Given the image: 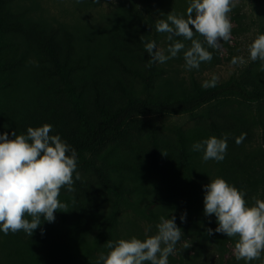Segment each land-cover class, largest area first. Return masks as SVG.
<instances>
[{
	"label": "rangeland",
	"instance_id": "1",
	"mask_svg": "<svg viewBox=\"0 0 264 264\" xmlns=\"http://www.w3.org/2000/svg\"><path fill=\"white\" fill-rule=\"evenodd\" d=\"M191 0H13L10 18L19 17L28 36H4L3 60L19 64L0 72V135L27 134L28 127L51 124L62 140L77 127L70 96L95 124L123 103L142 97L171 100L189 95L195 86L218 77L264 87V62L249 58V46L264 34V0H239L230 13L231 42L208 49L213 58L199 69L184 68L183 51L166 63H149L144 44L164 50L173 41L156 31V21L171 12L186 17ZM195 18V14H193ZM191 27V26H190ZM194 30V29H193ZM203 41V37L196 36ZM186 47L190 41H184ZM48 42L52 47L45 49ZM62 47V48H61ZM207 48V45L205 44ZM233 57L243 63L233 65ZM242 116L249 125L228 135L221 162L202 160L192 145L210 137L224 115ZM264 102L247 105L223 98L205 105L193 117L134 118L124 137L102 145L89 156L110 186L139 212L113 208L114 197L87 168L77 169L74 192L61 189L67 212L54 213L31 237L23 231H0V264H97L107 242L145 239L157 232L160 218L175 217L182 231L169 264H246L236 260L237 238L216 233V217L204 214V186L217 177L247 192L245 199L264 200ZM246 133L242 143L236 138ZM165 154V155H164ZM185 215L182 221L181 216ZM31 219V217H26ZM212 229V234L208 233ZM190 245L184 248L183 245ZM260 260L247 264H262Z\"/></svg>",
	"mask_w": 264,
	"mask_h": 264
},
{
	"label": "clouds",
	"instance_id": "2",
	"mask_svg": "<svg viewBox=\"0 0 264 264\" xmlns=\"http://www.w3.org/2000/svg\"><path fill=\"white\" fill-rule=\"evenodd\" d=\"M239 0H191L186 17L170 13L166 19H158L155 27L158 33H166L173 41L164 50L158 49L155 41L144 44L151 56L149 63H166L183 51L184 68L199 69L201 63L213 58L208 49H219L223 42H231L233 24L230 13ZM195 14V18H193ZM191 26V27H190ZM194 29V30H193ZM203 37V41L194 38ZM184 41H190L186 47ZM207 45V48L205 47ZM249 58L264 62V34L258 35L249 46ZM233 65L243 63L241 57H233ZM264 70V66H262ZM218 77L202 82L205 89L215 87ZM51 124L28 127L27 134L12 132L0 135V231L5 235L23 231L32 236L44 221L54 222L57 211L67 212V204L59 199L61 189L74 192L75 180H80L77 171L78 154L59 135H51ZM246 138L242 133L236 138L240 144ZM228 134L223 138L215 136L194 143L192 150L203 152L202 160L207 162L224 160L227 152ZM165 155V154H164ZM204 214L216 217V233L228 238H237L234 247L236 260L247 262L260 260L264 254V200L253 197L254 204L245 199L247 192L229 184L223 178L212 179L204 186ZM181 216V220L185 219ZM26 217H31L27 219ZM157 232L141 240L136 237L120 239L115 244L107 242L110 250L101 253L97 264H169V256L175 252L181 240L182 231L171 219L160 218ZM212 229L208 233L212 234ZM190 245L185 243L184 248ZM264 264V261H262Z\"/></svg>",
	"mask_w": 264,
	"mask_h": 264
},
{
	"label": "trees",
	"instance_id": "3",
	"mask_svg": "<svg viewBox=\"0 0 264 264\" xmlns=\"http://www.w3.org/2000/svg\"><path fill=\"white\" fill-rule=\"evenodd\" d=\"M12 4L13 0H0V72L19 65L16 62L3 60V52L8 49L4 36L10 33L29 35V31L21 26L20 16L10 18ZM45 43L47 44H42V46L50 50L52 46L48 42ZM223 98L238 99L249 106L260 104L264 102V87L250 88L248 84L230 78L208 89L195 86L189 95L171 100L154 101L138 97L126 101L111 113H106L95 124H92L90 118L83 112L77 97L71 94L70 99L77 118V127L71 135L64 138V141L71 145L78 154L77 169L87 168L92 170L103 188L114 197V209L127 206L139 212L134 204L127 201L116 189L110 186L102 172L89 159V156L105 143L124 137L134 118L153 116H187L193 118L205 105ZM258 122L260 127L264 129V121ZM247 125H249L248 119L233 114L224 115L220 117V120L212 121L213 131L222 137L224 134L239 133L241 126Z\"/></svg>",
	"mask_w": 264,
	"mask_h": 264
}]
</instances>
